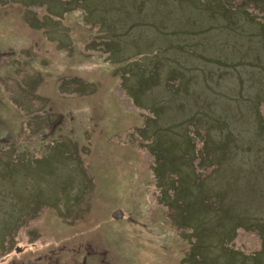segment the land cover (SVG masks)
Wrapping results in <instances>:
<instances>
[{"label": "rangeland", "instance_id": "rangeland-1", "mask_svg": "<svg viewBox=\"0 0 264 264\" xmlns=\"http://www.w3.org/2000/svg\"><path fill=\"white\" fill-rule=\"evenodd\" d=\"M0 264H264V0H0Z\"/></svg>", "mask_w": 264, "mask_h": 264}, {"label": "water", "instance_id": "water-1", "mask_svg": "<svg viewBox=\"0 0 264 264\" xmlns=\"http://www.w3.org/2000/svg\"><path fill=\"white\" fill-rule=\"evenodd\" d=\"M121 215H122V212L119 210L114 213L115 217H121Z\"/></svg>", "mask_w": 264, "mask_h": 264}, {"label": "trees", "instance_id": "trees-1", "mask_svg": "<svg viewBox=\"0 0 264 264\" xmlns=\"http://www.w3.org/2000/svg\"><path fill=\"white\" fill-rule=\"evenodd\" d=\"M143 6L140 7V9H143L144 8V4H142ZM171 46V45H170ZM169 48V47H166V49Z\"/></svg>", "mask_w": 264, "mask_h": 264}]
</instances>
